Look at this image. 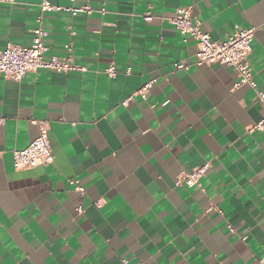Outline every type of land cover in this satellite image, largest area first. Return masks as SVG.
Wrapping results in <instances>:
<instances>
[{
  "label": "crops",
  "instance_id": "0c3cea01",
  "mask_svg": "<svg viewBox=\"0 0 264 264\" xmlns=\"http://www.w3.org/2000/svg\"><path fill=\"white\" fill-rule=\"evenodd\" d=\"M186 7L213 41L255 29L248 63L264 88V0H91L89 15H43L44 61L69 56L85 71L0 75V264L264 259V134L253 129L264 107L234 88L235 69L192 65L196 42L170 22ZM38 14L37 0L2 5L0 48L29 45ZM150 81L145 100L121 104ZM32 121L46 123L53 162L14 171ZM203 165L197 186L178 184Z\"/></svg>",
  "mask_w": 264,
  "mask_h": 264
},
{
  "label": "built area",
  "instance_id": "2783aa9c",
  "mask_svg": "<svg viewBox=\"0 0 264 264\" xmlns=\"http://www.w3.org/2000/svg\"><path fill=\"white\" fill-rule=\"evenodd\" d=\"M75 0H69L73 4ZM85 4L81 7L61 6L53 4L50 0H37L39 14L36 17V27L31 31V43L29 45H19L7 42L3 48H0V75L3 78L20 81L28 73H36L39 69H49L57 72L85 71V69L75 66L69 56L59 59L51 57L44 61L43 55L47 51L44 43L47 33L42 28L43 15L46 13H66L75 16L78 13L89 15L92 13L91 0H84ZM14 0H0V7L4 4H13ZM144 21L152 20L150 13H145ZM173 27L183 36L190 37L196 42L195 61L192 65H225L235 69L237 80L234 88L243 85L248 86L254 93L256 100L264 107V88L259 87L254 79V75L248 63V57L251 53V42L254 37V28H240L234 26L233 30L227 35L226 39L217 42L204 33L201 29V23L192 15L191 7L178 9L175 15L170 19ZM67 52L70 46L66 45ZM187 65L179 63L175 65L176 70L184 69ZM130 69H127L129 74ZM105 73L108 77L115 75V68L110 65ZM154 81L142 85L133 95L129 96L121 104L125 106L133 96H139L145 100L146 94L151 88ZM0 118V124L2 123ZM31 124L36 126L37 137L23 150L12 153V167L14 171L31 170L38 167L46 166L53 162L52 150L48 139V127L46 123L32 121ZM253 129L264 134V117L258 121ZM207 165L192 169L190 172L183 174L178 184L187 188L195 187L199 184L200 178L205 174ZM74 190L83 194L84 189L76 181H69ZM96 207H100L97 202ZM82 213L81 209L77 210ZM229 231L232 230L229 228ZM260 264H264V259Z\"/></svg>",
  "mask_w": 264,
  "mask_h": 264
}]
</instances>
